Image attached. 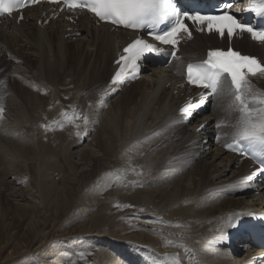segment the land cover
Here are the masks:
<instances>
[{
	"label": "bare ground",
	"instance_id": "obj_1",
	"mask_svg": "<svg viewBox=\"0 0 264 264\" xmlns=\"http://www.w3.org/2000/svg\"><path fill=\"white\" fill-rule=\"evenodd\" d=\"M78 14L79 19L75 22H69L65 16H58L47 24L38 25L39 19L43 22L47 15L43 16L41 10L32 7L25 10V18L19 22L15 17L0 21V64L8 62L13 75L15 74L14 79L21 78L19 82L16 81V85L9 83L7 91L10 92L7 102L5 101L6 111L4 110L5 113L0 119V133L8 124L10 109L15 113L13 117L17 127L20 124L23 126L22 121L19 124L18 122L23 118V110L27 111L28 115L24 114L29 119L27 125L35 128L37 134L43 128V123L65 121L62 112L73 111L72 109L81 115H87L88 134L94 131L89 144L95 146V150L85 146L83 149L79 147L81 150L72 151L69 150V144L74 146L80 143L81 139L73 135L76 131H84L83 121H76L75 124H78L79 128L67 122L63 130L53 125L55 130L50 141L62 145V151L67 156L64 163L73 165L84 188L76 193L62 191L63 188L59 187L52 197L50 195L53 185L45 184L41 180L37 188L41 205L47 208V212L57 216L65 213L67 219H82L77 226V237L84 238V241L75 244L76 250L90 246L92 248V243L96 242L100 245L97 253L101 255V258L97 259L99 264H150L146 260L150 256L162 259L161 264H168L163 261L166 254L171 255V258L177 256L180 264H260L257 257L264 253V250L255 249L248 240L238 239V235L229 232L230 217H234L233 222L237 217L247 216L251 212L264 213V187L257 193L247 195L248 199L241 193V190L248 186L241 181L251 173L250 161H242L234 170L233 167L239 160L223 148L224 144L232 139V135L225 138L230 131H234L232 126L238 115L229 108L230 98L225 99L227 95L212 97L206 110L191 123H177L180 120L178 110L181 104L188 97H195L198 92L184 86V64L203 59L208 48L225 49L228 44L212 34L194 33L192 39L181 44L179 60L174 59L172 63L162 67L144 68L142 77L131 83L129 89L123 85L113 87L109 84L115 68L113 61L130 38V32L124 29L111 30L109 24L96 25L85 11H79ZM233 44L242 53L258 56L264 63V43L252 42L247 36H243L234 39ZM181 64L182 70L179 67ZM249 79L254 92L264 91V76L257 75ZM41 91L43 95H40ZM99 98L104 101L112 99L107 103L109 107L106 106L104 113L99 111ZM218 122L223 125L219 129L216 127ZM96 124L99 126L95 129ZM201 124L205 125L204 128L197 131ZM11 125L13 123L7 126L9 132L16 133L12 131ZM26 132L28 130H23V133ZM154 132L159 135L154 136L150 142L137 143L142 141L145 135L151 136ZM88 134L84 138L88 137ZM217 134L219 139L216 138ZM6 137L8 139V135ZM221 141L223 142L220 143ZM23 143L39 144L30 138H25ZM152 143L159 146L158 149L154 148V158L146 162L147 156L152 154L149 152L153 151ZM74 154L80 157L71 161L70 158ZM196 158L197 165L192 169L196 171L187 182L181 180V176L177 178L179 180L173 179L177 172H173L171 164L181 160L193 161ZM132 164L141 169L140 172L137 171L139 174L136 172L138 176L134 179L135 183L147 186L133 189L126 195H123L121 189L115 192V195L128 202L152 207L154 215L143 214L145 218H141V215L137 231H134V226L128 223V220H124L122 216L126 217L125 214L116 213L115 208L103 199L110 187L109 179L121 171L129 178L135 170ZM45 167L40 174L43 178L48 173L47 166ZM5 175L6 172L0 170V185L4 188V196H20V191L14 190L15 188L6 194V191L11 189V182ZM126 175L123 177L126 178ZM69 183L72 185V180ZM153 183L154 187L148 186H153ZM70 186L69 188L73 187ZM229 186L235 190L217 196V193ZM33 194L37 196L36 193ZM113 202L116 201L111 203ZM38 207L32 204L30 208L25 207L23 213L30 211L33 218L39 213ZM155 215H163L166 221L180 226L170 228L169 233L164 234L155 233L149 227H141L142 223L147 224L146 218L154 217L158 220L159 217ZM120 217L123 220H120ZM170 232L176 234L177 238L172 239V244L175 242L172 246H167L165 243L167 237H171ZM96 234L98 236L93 237ZM176 240L181 242V248L176 245ZM111 243L115 248L108 247ZM134 243L142 247L143 253L140 256L131 255L134 248L128 247L130 254L124 253L125 259L121 262L119 258L124 257L121 256L120 250ZM140 247H137L138 250ZM52 255V252H49L46 257ZM51 264L66 263L63 257L59 256Z\"/></svg>",
	"mask_w": 264,
	"mask_h": 264
},
{
	"label": "snow or ice",
	"instance_id": "obj_2",
	"mask_svg": "<svg viewBox=\"0 0 264 264\" xmlns=\"http://www.w3.org/2000/svg\"><path fill=\"white\" fill-rule=\"evenodd\" d=\"M37 2L38 0H0V17H10L14 12H20L25 7ZM50 2L61 3V0H50ZM64 9L69 11L87 10L94 14L99 21L110 23L113 26H123L135 31L149 29L148 35L152 36L155 41L171 46L172 50L166 51L164 48L157 47L137 36L123 48L119 58L115 61L117 70L110 81L113 87L135 79L140 72L141 61L148 53L155 52L179 60L180 57L176 54V46L179 43L177 37L182 33L191 36V31L185 20L198 24L200 31L205 29L209 32L215 31L222 38L225 35L231 38L237 33H247L250 34L252 40L264 43V26H254L250 22H242L233 13L232 2L224 3L218 14H202L198 11L190 13L177 7L175 0H62L61 11ZM234 11L235 13L252 11L257 16L264 17V0H251L249 8L244 9L237 6ZM19 18L23 19V15L21 14ZM69 19L71 20L72 17ZM161 24L166 26V30L155 31ZM257 75L264 76V63H261L257 57L241 55L231 48L227 51L210 49L206 59L188 63L186 66L187 83L201 88L203 91L197 97L189 98L180 107V120L177 121V123H188L194 114L205 105L209 97L227 95L230 98L229 108L238 115L232 126L234 132L231 142L226 143L225 147L237 151L241 155H250L260 165L253 173L243 178L241 183L245 185H250L258 174H264V91L254 92L249 79V76ZM194 100L198 102H193ZM3 111V108L0 107V116ZM62 115L66 118L67 123H73L77 128L80 126L75 124V121H83L84 131L75 133L79 139L82 140L88 134L89 117L87 115L74 112L70 119H67V111H63ZM53 125L63 130L65 121H53L43 124L41 127L45 131H52L55 130ZM204 126L201 124L197 131H201ZM222 126V122H218L216 125L217 129ZM156 135L159 133L154 132L151 136L145 135L143 140L137 141V143H148ZM116 181L122 184L123 177L117 175ZM234 190L229 186L217 193V196ZM232 219L234 217L229 218L228 225L236 227L237 225L232 223ZM167 243L172 242L168 241ZM174 264H180L178 258Z\"/></svg>",
	"mask_w": 264,
	"mask_h": 264
},
{
	"label": "rangeland",
	"instance_id": "obj_3",
	"mask_svg": "<svg viewBox=\"0 0 264 264\" xmlns=\"http://www.w3.org/2000/svg\"><path fill=\"white\" fill-rule=\"evenodd\" d=\"M7 63L8 62L4 61L1 63L2 65L0 64V104H1L0 107L4 106L3 110H5V111H6L5 108L7 105V104H5V101L7 102V97L9 95L8 93L10 92V91H7L9 89V85L11 84V82L15 83V85H16V84H18L16 81L19 82L21 80V78H18V80H17V78H16V80L14 79L15 74L13 75L14 72L12 71L11 65L9 63L8 64ZM8 65L10 67H8ZM179 67L182 70V64L179 65ZM12 77H13V79H12ZM130 86L131 85L129 84L125 87H128V89H129ZM17 87L20 89L19 85ZM23 91H24V89H23ZM40 95H43V91H41ZM227 98H229V97L228 96L225 97V99H227ZM111 100L112 99H110V100L106 99L104 101V100H102V98H99L98 99L99 111L104 113L106 111L105 108L109 107L108 104H109V102H111ZM72 110L73 111L66 110L68 112V119H70L69 117L70 116L72 117V115H73V114H71V112H75L74 109H72ZM96 110L98 111V109H96ZM5 111H3L2 116L4 115ZM10 112L14 115H12ZM9 113H10L8 115L9 120L7 117V123L8 124L5 126V130L4 129L1 130V132L4 134L0 133V143H1L0 144V170L6 172L7 175H5V178H8L7 180H9L11 182L10 183L11 189L6 191V194H9V192L13 191L12 189L15 188L14 190H16V189H17V191L19 190L20 192L19 191L18 192L21 195L17 196V197L16 196L13 197L11 195H8V198H7L6 196H4V190H3L4 188L1 187L2 185H0V264H51L59 256L63 257V261L66 264H99L98 260L101 258V255H99L97 253L99 252L100 245L99 244L97 245L96 242L92 243L93 244L92 248L90 246V248H86V249L82 248L80 250H76L75 244L78 245L84 241V240H82L84 238L80 239L77 237L79 235V228L77 226H79V223L82 219L79 217H75L74 220L67 219L68 216L65 213L59 214L57 216V215H55V213L52 214L50 211L47 212V208L45 206H42L43 204L41 205L42 201H41V198H39V194H38L39 190L37 189L41 180L45 184L53 185L52 187H53L54 192H53V190H52V192L50 190V192L52 193L50 196H52V197L54 196L53 194H56L58 192L59 187H60L59 189L63 188L62 191H64V190H65V192L76 191V193H79V191H81L82 188H84V186L80 183L81 179L79 178V175L76 174L75 168L72 167L73 165L69 164L68 162L64 163L66 161L65 157H67V156H65V153L62 151V145L54 144L53 142L50 141V140H52V133H54L53 130L52 131H45V129L42 128L41 131H39V133L37 134L35 128L32 129L31 126L27 125L29 123V119H28V117L24 116V114L28 115L27 111L23 110V112H22V113H24V114H22L23 118L21 117L22 120H20V122H18V124H19L22 121L23 126L20 124V125H18V127L15 126V124H14V122H15L14 118L15 117H13V116H15V113L12 112L11 109H10ZM69 114H71V115L69 116ZM82 115H83V113H82ZM2 116L0 117V119L2 118ZM25 118L27 119L28 122L26 121ZM76 121H75V123H76ZM10 122L13 123V125H11L12 131H16V133H12V132L10 133L9 132V127H7V126L8 125L10 126V124H11ZM65 122H66V120H65ZM80 123H82V122L80 121ZM43 124H46V123H43ZM24 126L26 128H24ZM98 126L99 125L96 124L94 128L96 129V128H98ZM56 127L57 126L55 125V128ZM21 128H23L24 132L26 130H28V132L23 133V130ZM29 128H30L31 132L29 131ZM233 132L234 131H230L229 135L225 139L230 137L233 134ZM8 133H10V134H8ZM93 133H94V131L90 132L88 134V137H86L87 139L86 138L82 139L79 144H76L74 146L69 144L70 145L69 150L78 151V150L85 148V146H86V148L88 147L92 150H95L96 149L95 146H92L89 144L90 138L93 136ZM15 134L18 135V137ZM6 135H8V139H7ZM25 135H28V136H25ZM221 135L222 134H220V136ZM73 137H77V136L73 135ZM217 137H219V134L216 135V138ZM25 138H30V140L33 139V140H35V143H39V144H24L23 140ZM222 142L223 141H221L220 143H222ZM83 145H84V147H83ZM156 145H157V147H156ZM158 146L159 145L156 143L151 144V148L153 147L151 150H153V151H151L149 153L150 154L152 153L151 155L153 157L151 155H150L151 157L147 156L146 162H148L152 158H154V153H155L154 148L158 149ZM36 148H37V150H36ZM38 150H40V152ZM50 150L53 153L50 152ZM145 153H147V152H145ZM145 153H144V155H145ZM61 154H62V156H60ZM79 157L80 156H77V154H74L73 157H71L70 159H71V161H72V159L74 161H76ZM75 158H77V159H75ZM36 159L40 160V161H37ZM44 159L47 160L46 163L43 162V161H45ZM49 159H51L50 161L52 163L49 161ZM148 159H150V160H148ZM197 159L198 158L194 159L193 161L181 160L179 162H175V163L171 164V167L174 168V169L172 168V170H174L173 172L178 173V174L177 173L175 174L176 176H174L173 179L179 180L177 178H180V176H181V180L187 182L186 180L192 174H194L196 171V170H192V169L197 165V163H196L198 161ZM40 162H42L41 163L42 165L40 164ZM49 163H50V167H49ZM189 163H191V164L189 165ZM60 164H62L63 166ZM66 164H68V165H66ZM192 164H193V166H192ZM43 165H44V167H45V165L47 166L48 173L46 176L48 178L46 176H45V178H43L40 175L44 170V167H41ZM59 165L61 166V168ZM132 165H130V166L132 167ZM239 165L240 164H236L233 167V169L236 170L239 167ZM133 168L135 170L139 169V167L135 168L134 165H133ZM180 168H181V170H180ZM40 169H41V171H40ZM182 169H183V171H182ZM45 170H46V167H45ZM135 170H133L135 173L132 171L133 174H131V176H129V178L125 174L127 176L126 177L127 179L123 177V176H125L123 171L118 172L115 175H113L109 179V185H108V186H110L108 192L111 194H108V192H107V194H106L107 197L105 195V197L103 199H105V201L108 202L109 205H112V207L115 208L116 213H122L123 215L125 214L126 217L122 216L124 218V220H128V223H130L131 225L134 226L133 227L134 231H137L140 227L137 224L139 223V220H140L139 217H141V215H142L141 218H145L144 217L145 215L146 216H150V215L153 216L154 215V211H153L152 207H147L145 203H144L145 205H143L142 203L137 204V203H132L130 201L128 202V201L124 200V198L120 197L121 198L120 199L117 195H115V192H117L121 189H123L122 190L123 195H126L129 192L131 193L133 191V189H142L143 188L144 185H138L137 183H133V182H135V180H134L135 177L138 176L137 171L140 172L141 169L136 170V171ZM189 172H190V174H189ZM117 175H121L123 177L124 182L122 184L118 183L116 181ZM133 175H134V177H133ZM36 176H37V178H36ZM186 176H188V177H186ZM41 177H42V179H40ZM64 177H65V179H64ZM141 177H143V176L141 175ZM71 180H72V185H71V183H69V182H71ZM159 184L160 183H157V185H159ZM70 185L73 187H71ZM122 185L124 186V188ZM69 186L71 188H69ZM133 186H135V187H133ZM146 186H144V188ZM148 186L154 187V183H153V186H152V184H150ZM69 189H70V191H69ZM75 189H77L78 191ZM59 192H61V190ZM33 193H36L37 196H35ZM110 195L111 196L113 195L112 198ZM116 198H117V200H115ZM246 198L248 199V196ZM112 201H116V202L111 203ZM32 204L39 206L38 207L39 213L37 212L33 218H31L30 211L27 214L23 213L24 208L27 206H29V208H30V205H32ZM117 205H119V207H117ZM129 205H131V207H129ZM141 209H143V211H141ZM121 211H123V212H121ZM127 211L129 213H126ZM130 211H133L134 213H130ZM143 214H145V215H143ZM155 216H158V215H155ZM87 217H89V216H87ZM122 217H120V220H123ZM158 217H159L158 220L154 219V217H151V219L146 218L147 224L143 225V223H142L141 227L142 228L149 227L151 229V231H155V233L164 234L167 232L169 233L170 230L168 231V229L180 226L179 224H178L179 226L175 225L171 221H166V219L163 215H159ZM33 219H36V220L33 221ZM31 220H32V222H31ZM165 228H167V229H165ZM164 230H167V231L165 232ZM160 231H162V232H160ZM89 235L91 236V234H89ZM169 235L171 237L170 238L167 237V240H166L167 242H168V240L172 241V239L177 238V235L172 233V232H170ZM97 236H98V234L93 235V237H97ZM167 242L165 243L167 246H170V245L172 246L175 243L174 242L173 244L172 243L169 244ZM180 243L181 242H179V240H176V245L178 246V248H181V246H182V245H180ZM108 247L115 248L113 243H111V245ZM128 247L134 248L131 250V252H132L131 255L137 254L138 256H140L143 253L142 247H140L137 243H134L131 246H127V248H122L120 250V253H122L121 256L124 257V253H126V255L130 254V252H128V251H130L128 249ZM137 247H140L141 249L138 250ZM172 248L175 249L174 246ZM49 252H52L53 258L52 257H49V258L46 257L47 254H49ZM152 257L153 256H150V258H146L147 263L148 262L150 264H161L162 263L161 262L162 259H158L155 257L152 258ZM171 257H172L171 255L166 254L165 257H163L164 258L163 261H166L168 264H170V263L174 264V262H172V261H175L177 256H176V258H171ZM119 259H121L122 260L121 262H123L125 257L119 258ZM172 259H175V260H172ZM127 260H130V259L127 258Z\"/></svg>",
	"mask_w": 264,
	"mask_h": 264
}]
</instances>
